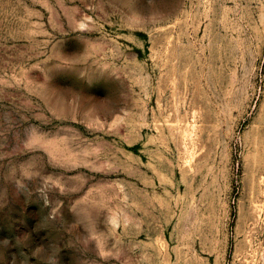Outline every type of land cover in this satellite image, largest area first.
Wrapping results in <instances>:
<instances>
[{
    "label": "rangeland",
    "instance_id": "374dc122",
    "mask_svg": "<svg viewBox=\"0 0 264 264\" xmlns=\"http://www.w3.org/2000/svg\"><path fill=\"white\" fill-rule=\"evenodd\" d=\"M0 264H264V0H0Z\"/></svg>",
    "mask_w": 264,
    "mask_h": 264
}]
</instances>
